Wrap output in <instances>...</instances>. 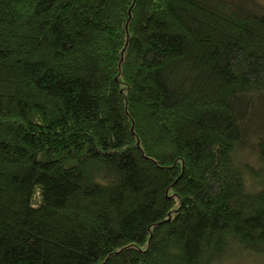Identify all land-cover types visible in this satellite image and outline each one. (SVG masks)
Segmentation results:
<instances>
[{"label":"trees","instance_id":"obj_1","mask_svg":"<svg viewBox=\"0 0 264 264\" xmlns=\"http://www.w3.org/2000/svg\"><path fill=\"white\" fill-rule=\"evenodd\" d=\"M0 264H264V0H0Z\"/></svg>","mask_w":264,"mask_h":264}]
</instances>
